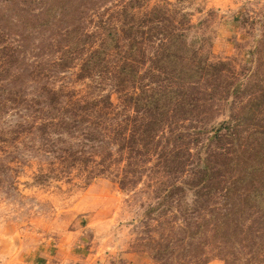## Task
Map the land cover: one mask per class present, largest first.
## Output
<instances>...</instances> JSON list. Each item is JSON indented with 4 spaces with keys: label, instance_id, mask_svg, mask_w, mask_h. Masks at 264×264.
Masks as SVG:
<instances>
[{
    "label": "rangeland",
    "instance_id": "obj_1",
    "mask_svg": "<svg viewBox=\"0 0 264 264\" xmlns=\"http://www.w3.org/2000/svg\"><path fill=\"white\" fill-rule=\"evenodd\" d=\"M77 12L94 38L73 51L70 66L56 63L66 19L26 36L0 23V47L17 60L9 75L21 89L0 100V264H264V237L254 239L264 226L258 209L218 226L231 202L244 205L242 193L195 198L187 188L165 190L239 142L209 128L239 114L264 86V0H80ZM132 25L143 31L134 33L137 79L122 83L113 50L107 67L77 74L105 27L125 49L121 29ZM167 30L185 34L200 60L225 66L184 84L196 99L188 118L169 115L153 134L134 133L132 144L133 117L144 112L127 96L168 85L150 61ZM36 86L62 91L76 118L92 120L91 131L39 126L50 116L31 102ZM18 122L30 127L10 131ZM247 123L241 140L252 129L264 132V104Z\"/></svg>",
    "mask_w": 264,
    "mask_h": 264
},
{
    "label": "trees",
    "instance_id": "obj_2",
    "mask_svg": "<svg viewBox=\"0 0 264 264\" xmlns=\"http://www.w3.org/2000/svg\"><path fill=\"white\" fill-rule=\"evenodd\" d=\"M34 1L0 0V23L2 27H6L1 28L3 31L8 30L10 33L26 36V34L50 25L53 21L66 19L67 26L60 40L61 59L58 61L56 59V63L66 61L65 66H70L73 61V51L84 42L94 38L91 33L84 31L77 22V5H79L80 0H36L38 2L36 3L38 6L36 11L28 9V4ZM105 28L106 31L103 33L101 41L97 46L90 48L87 56L82 60L77 74L83 76V72L98 67V64L107 67L105 57L109 50H113L118 55L115 71L122 83L129 78L137 79L138 74L135 67L137 61L135 58L139 48L134 33H143V31L139 30V27L134 28L133 25L121 29L124 32L122 35L128 38L125 49H122L118 43L117 33L109 26ZM163 34L164 40L161 41L150 61L152 63L151 69L157 72L158 77L160 74V77L166 78L168 85L166 84L165 88L160 90H151V92L141 88L138 94L127 96L128 102L134 105L137 112L140 110L144 112L133 117L132 132L129 133L132 144H135L136 141L134 133H139V136L140 134L143 136L151 135L161 128L170 116L175 117L180 113V118H188L196 99L188 96L189 91L184 84L201 76L206 78L217 76L222 67L225 66L222 62L213 63L204 59L200 60L196 51L185 41V34L172 30H167L166 34ZM0 56L3 58V61L0 62V78L2 79L7 78V74L10 76L9 74L13 70L12 66L17 60L13 58V53L7 52V48L4 47H0ZM14 75L11 74L9 79H4L0 84V100L5 96L19 94L21 89L18 87V80L14 78ZM259 90V94L250 99L241 108L239 114L232 115L229 119L222 120L209 128L214 136L222 135L229 140H236L237 136L239 142L237 140L232 142L230 149L217 151L218 161L216 163H210V160L206 158L201 159V163L190 170L189 177L182 181L183 185L174 183L165 189L184 190L187 188L195 198L201 196L206 198L217 191L223 192L228 197L242 193L244 205L236 209V206L231 202L222 218L219 216L218 226L229 222L237 225L238 221L241 220V215L242 218L247 217L249 213L247 210L256 209L260 211L257 220L264 221V132L252 129L246 134L245 140H241L239 133V128L249 125L248 120L252 119L254 113L264 104V86H260ZM35 91V97L31 102L36 104L40 112L50 116L48 117L50 119L40 120L39 126L52 128L67 126L69 129H83L86 133L91 131L93 128L92 120L76 118L72 113L73 102L63 100L62 91L53 90L48 86H36ZM93 104L95 102H92ZM171 109L172 111H170ZM25 127H30V125L26 122H18L11 127L10 131H22ZM177 136L183 135L178 134ZM122 138L125 141L127 139L126 135ZM253 138L256 141L252 144ZM75 155L72 153L71 156L75 157ZM77 157L78 155L75 158ZM226 217L228 218L225 219ZM236 229L239 230V228ZM261 230L259 231L260 234L254 235L256 241L264 237L262 235L264 226Z\"/></svg>",
    "mask_w": 264,
    "mask_h": 264
},
{
    "label": "crops",
    "instance_id": "obj_3",
    "mask_svg": "<svg viewBox=\"0 0 264 264\" xmlns=\"http://www.w3.org/2000/svg\"><path fill=\"white\" fill-rule=\"evenodd\" d=\"M131 264H139V263H131ZM208 264H221L218 260H213Z\"/></svg>",
    "mask_w": 264,
    "mask_h": 264
}]
</instances>
